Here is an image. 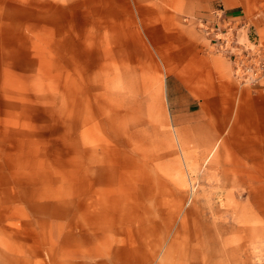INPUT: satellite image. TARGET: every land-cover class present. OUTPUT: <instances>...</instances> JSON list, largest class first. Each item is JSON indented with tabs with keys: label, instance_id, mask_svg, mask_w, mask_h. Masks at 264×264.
Here are the masks:
<instances>
[{
	"label": "rangeland",
	"instance_id": "1",
	"mask_svg": "<svg viewBox=\"0 0 264 264\" xmlns=\"http://www.w3.org/2000/svg\"><path fill=\"white\" fill-rule=\"evenodd\" d=\"M13 1L0 0V264H264V72L241 85L204 42L238 95L192 129L205 117H175L167 68L122 44L118 21L105 44L88 0Z\"/></svg>",
	"mask_w": 264,
	"mask_h": 264
},
{
	"label": "crops",
	"instance_id": "2",
	"mask_svg": "<svg viewBox=\"0 0 264 264\" xmlns=\"http://www.w3.org/2000/svg\"><path fill=\"white\" fill-rule=\"evenodd\" d=\"M10 1L14 2L7 0ZM88 3L93 6L94 19L104 22L105 44L110 36L107 21H118L122 44L127 46L128 41H133L156 54L167 68L168 97L178 106L174 109L175 117H205L203 122H192V129L201 128L200 124L208 122L206 118L222 115V103L233 96V90L238 95L231 81L229 62L200 49L206 41L195 18H210L209 11L215 5L222 6L228 19L247 22L256 41L264 45V0H88ZM115 4L119 5V12L114 15ZM183 16L188 17L186 23L182 22ZM211 135L209 143L214 139ZM247 159L246 156L236 161L239 167L233 170L235 175L245 173L240 165L248 164ZM242 179L246 180L244 175Z\"/></svg>",
	"mask_w": 264,
	"mask_h": 264
},
{
	"label": "built area",
	"instance_id": "3",
	"mask_svg": "<svg viewBox=\"0 0 264 264\" xmlns=\"http://www.w3.org/2000/svg\"><path fill=\"white\" fill-rule=\"evenodd\" d=\"M212 15L210 18L200 19L198 22L200 32L209 48L215 54L221 55L231 62L234 78L241 85L251 86L260 81L261 74L264 72L262 71L264 67L260 66L262 58L252 53L241 39L242 31L245 30L246 40L249 44L253 43L250 39L249 27L228 19L222 10ZM253 44L255 45V43Z\"/></svg>",
	"mask_w": 264,
	"mask_h": 264
}]
</instances>
